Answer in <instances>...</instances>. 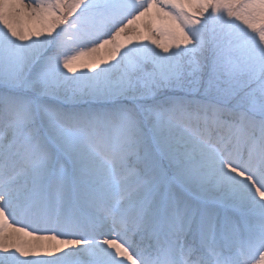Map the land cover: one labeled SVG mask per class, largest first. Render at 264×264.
<instances>
[{
    "label": "snow or ice",
    "instance_id": "snow-or-ice-1",
    "mask_svg": "<svg viewBox=\"0 0 264 264\" xmlns=\"http://www.w3.org/2000/svg\"><path fill=\"white\" fill-rule=\"evenodd\" d=\"M0 264H264V0H0Z\"/></svg>",
    "mask_w": 264,
    "mask_h": 264
}]
</instances>
